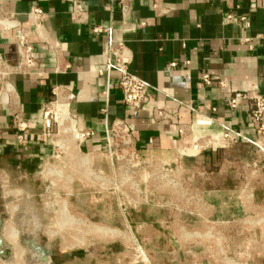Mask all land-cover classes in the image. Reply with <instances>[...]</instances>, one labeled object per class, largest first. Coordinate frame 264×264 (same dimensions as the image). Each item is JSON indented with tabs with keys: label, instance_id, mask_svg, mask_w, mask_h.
Wrapping results in <instances>:
<instances>
[{
	"label": "crops",
	"instance_id": "0c3cea01",
	"mask_svg": "<svg viewBox=\"0 0 264 264\" xmlns=\"http://www.w3.org/2000/svg\"><path fill=\"white\" fill-rule=\"evenodd\" d=\"M75 2L85 11L83 22L76 21L71 12ZM34 6L48 12L43 31L50 42L61 43L62 55L58 59L49 43L34 37L43 77L12 75L17 97L8 98L0 89V169L27 179L50 154L42 118L55 84L76 95L72 111L82 129L95 133L86 143L88 150L103 148L108 127L114 119L123 118L131 125L142 155L171 157L183 145L212 138L219 146L216 155L225 159L232 152L236 159L250 162L257 135L249 104L245 101L230 110L227 97L233 91L258 89L264 93V0H163L166 13L161 15L151 0H134L126 18L112 0H0L2 11L15 14L30 28L28 13ZM227 12L246 16L250 28L226 23ZM96 26L106 30L97 33ZM243 34L254 38L251 47L239 41ZM15 36L14 31L0 30V51L11 60L16 59ZM120 39L131 51V72L150 87L151 100L139 112L124 105L116 71L99 73L111 59L113 41ZM173 61L176 66L170 65ZM65 64L70 67L64 73L56 72L57 66ZM205 72L218 75L225 87L205 86L201 81ZM16 110L30 123L26 148L19 146L12 127ZM158 111L166 116L159 117ZM200 116L211 118V124L198 125ZM225 129L241 135L230 147L222 138ZM263 202L255 199L253 206Z\"/></svg>",
	"mask_w": 264,
	"mask_h": 264
},
{
	"label": "rangeland",
	"instance_id": "374dc122",
	"mask_svg": "<svg viewBox=\"0 0 264 264\" xmlns=\"http://www.w3.org/2000/svg\"><path fill=\"white\" fill-rule=\"evenodd\" d=\"M251 151L250 162L210 150L143 154L125 187L106 192L75 179L63 193L61 182L48 185L53 180L39 169L22 180L11 171L24 196L4 199L0 191V217L52 249L57 264H264V202L253 206L264 200V152L256 145ZM115 177L118 184L119 173ZM61 200L69 216L63 226ZM95 226L114 235L105 237ZM6 241L14 254L0 257V264H45L30 261L33 253L20 241L17 257Z\"/></svg>",
	"mask_w": 264,
	"mask_h": 264
},
{
	"label": "built area",
	"instance_id": "2783aa9c",
	"mask_svg": "<svg viewBox=\"0 0 264 264\" xmlns=\"http://www.w3.org/2000/svg\"><path fill=\"white\" fill-rule=\"evenodd\" d=\"M112 1L118 3L125 18L131 13L134 0ZM151 1L159 15L166 13L162 8L163 0ZM71 12L76 21H85V11L80 3L75 2ZM47 14L48 12L40 6L32 7L28 13L33 24V27L30 28L25 26L15 14L6 13L0 9V30L3 33L14 31L16 34L14 43L16 59L11 60L0 51V89L2 94L8 98L11 95L17 97L15 86L10 80L12 75L35 74L39 78L43 77V73L40 71V60L33 42L34 37L42 42L49 43L58 59L62 55L61 43L57 40L50 42L43 31V22ZM224 20L226 23H237L245 30L250 28V21L246 16L227 12L224 15ZM123 25L127 27L128 23L124 21ZM105 30L102 26L94 28L97 33ZM253 39L251 36L243 34L239 41L250 44L251 47ZM131 62L132 54L126 42L122 39L115 40L113 41L111 59L108 60L105 68L101 69L99 73L103 75L113 70L116 71L118 73V87L121 90L124 105L132 111L139 112L149 104L151 93L148 83L131 72ZM170 65L176 66L177 63L173 61ZM69 67V64H65L63 67L59 65L56 67V72L64 73ZM201 81L207 87L214 85L225 87V82L218 75L209 72L202 74ZM52 95L51 101L47 103L44 109L42 118L44 124L43 136L48 140L51 152L38 167L40 176L46 181L53 180L49 181L48 185L51 186L61 182L63 193L69 190V183L75 179L84 186L97 185L105 192L111 190V188L120 190V186L126 184L128 170L139 165L142 155L137 148L131 125L123 118L114 119L107 129L106 145L101 149L88 150L86 143L94 137L95 133L92 130L82 129L78 117L73 113L72 104L76 101V95L68 87L61 84L52 86ZM245 101L249 104L251 124L257 135V139L253 141L254 145L260 147L264 152V93L258 89L233 91L227 97V106L230 110H236ZM60 107L61 109H59ZM103 112L106 113L107 109H104ZM157 114L159 117L166 116L162 111H158ZM196 123L198 125H210L211 118L200 116ZM12 127L19 146L26 148L29 144L28 131L30 123L20 110L13 112ZM240 136V133L231 129H225L222 133L223 141L229 147L236 144ZM180 150H210L217 152L219 146L214 139L209 138L183 145L178 151ZM107 167L109 174L106 173ZM117 173L120 176L118 184L115 177ZM49 188L50 186L47 187V189ZM0 191L4 199L11 194L16 197L24 196V191L12 183L11 176L3 169H0ZM124 195L126 197L125 190ZM124 201H126V198H124ZM63 203L66 204V202ZM16 207L18 208L17 205ZM17 208L13 209L14 212H17Z\"/></svg>",
	"mask_w": 264,
	"mask_h": 264
},
{
	"label": "flooded vegetation",
	"instance_id": "af4514ba",
	"mask_svg": "<svg viewBox=\"0 0 264 264\" xmlns=\"http://www.w3.org/2000/svg\"><path fill=\"white\" fill-rule=\"evenodd\" d=\"M3 216L5 217V214H3ZM4 217H0V219H2L3 221V239L4 241H6L5 237H4ZM16 229V228H15ZM20 229V228H19ZM17 234H18V241H20V243H22L23 245H25L27 248H29L32 253H33V259L30 258V261H36V259H40L42 261H44L45 264H57L56 262V254H54L52 252V249H49L47 247H45L42 243L37 242L36 238L32 235V233L29 232H24L22 230H17ZM7 242V241H6ZM8 243V242H7ZM10 244V243H8ZM12 249V253L14 254V246L11 248ZM48 255V257H47ZM29 259V258H28Z\"/></svg>",
	"mask_w": 264,
	"mask_h": 264
},
{
	"label": "bare ground",
	"instance_id": "6f19581e",
	"mask_svg": "<svg viewBox=\"0 0 264 264\" xmlns=\"http://www.w3.org/2000/svg\"><path fill=\"white\" fill-rule=\"evenodd\" d=\"M59 109H61V107L59 108ZM58 112H60V110H58ZM61 201H63V200H61ZM63 202H66V201H63ZM62 203V202H61ZM62 207H63V209L61 210V219H59V217H58V220H59V224H60V226H63L64 224H66V222H67V220H66V218H69V216H66L67 215V211H66V204L65 203H63L62 204ZM13 209H16V207H14ZM59 212V211H58ZM59 216H60V214H59ZM96 227V226H95ZM62 229V228H61ZM99 233L101 232L102 233V235L103 236H112V235H114V229L113 230H111V229H109V228H105V227H101V228H99V227H96L95 228ZM76 230H74V232H75ZM88 231V230H87ZM93 231V230H92ZM91 231V232H92ZM116 231V230H115ZM78 232H79V230H78ZM117 232V231H116ZM119 232V231H118ZM4 237H5V239H7L8 241H10L13 245H15V253H16V256L17 257H20L22 254H23V250H21L18 246H17V241H18V234H17V231H16V229H15V227H14V225L12 226L11 224H5V227H4ZM86 233V232H85ZM84 234V233H83ZM89 234V233H88ZM97 234V233H96ZM118 234V233H117ZM81 235V234H80ZM79 235V236H80ZM102 235H100V236H102ZM72 236H73V234H72ZM85 236V235H84ZM119 236V235H118ZM88 237V236H87ZM70 238H71V236H70ZM82 238H83V236H82ZM97 238V237H96ZM100 238V237H99ZM73 239V238H72ZM72 239H69V240H72ZM75 239V238H74ZM85 239V238H84ZM77 240V239H76ZM82 240V239H81ZM70 243V242H69ZM81 243V242H80ZM82 244H83V242H82ZM68 245V244H67ZM70 245V244H69ZM76 245V244H75ZM74 245V246H75ZM70 247V246H69ZM76 247V246H75ZM71 248V247H70Z\"/></svg>",
	"mask_w": 264,
	"mask_h": 264
},
{
	"label": "water",
	"instance_id": "95a60500",
	"mask_svg": "<svg viewBox=\"0 0 264 264\" xmlns=\"http://www.w3.org/2000/svg\"><path fill=\"white\" fill-rule=\"evenodd\" d=\"M3 221L0 219V257H2L3 260H6L12 256V249L9 247L4 239H3Z\"/></svg>",
	"mask_w": 264,
	"mask_h": 264
}]
</instances>
